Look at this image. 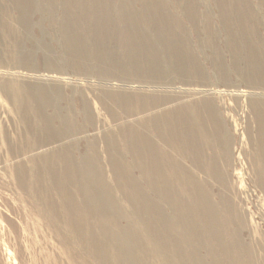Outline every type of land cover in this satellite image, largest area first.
<instances>
[{"label": "rangeland", "instance_id": "1", "mask_svg": "<svg viewBox=\"0 0 264 264\" xmlns=\"http://www.w3.org/2000/svg\"><path fill=\"white\" fill-rule=\"evenodd\" d=\"M262 87L264 0H0V264H264Z\"/></svg>", "mask_w": 264, "mask_h": 264}, {"label": "bare ground", "instance_id": "2", "mask_svg": "<svg viewBox=\"0 0 264 264\" xmlns=\"http://www.w3.org/2000/svg\"><path fill=\"white\" fill-rule=\"evenodd\" d=\"M13 3L15 4V6L16 7H18V8H20V6H19V4H18V2H14L13 1ZM123 9V8H122ZM121 9V10H122ZM97 21H98V19H97ZM64 30H65V32H66V28H64ZM12 48H13V46L11 45L10 47H6L5 49H2V52H6V53H9L8 55H10V56H12L13 54H16V52H14L15 50H13L12 51ZM18 52H19V55H25V53L23 52V50H18ZM12 53V54H11ZM3 55V54H2ZM1 55V56H2ZM48 62H50V61H48ZM17 64H20V65H22L23 64V62L21 61V63H19V61L17 62ZM12 65V64H11ZM9 84H10V82H9ZM18 84V83H17ZM7 85V84H6ZM5 85V86H6ZM18 85H21V84H18ZM18 85H16V86H12L11 85V87H12V89L14 88V90L16 91V93L14 94V95H12V99H16V98H20V96L23 94V90L25 89H23L22 90V88H20L21 86H19L18 87ZM23 87V86H22ZM24 87H26L25 85H24ZM258 88V87H257ZM264 87H262V89H263ZM9 90V89H8ZM8 90H6L7 91V93H9L8 92ZM5 91V90H4ZM14 91V92H15ZM256 91V90H255ZM259 91V90H258ZM31 98H33V96H31ZM52 103V102H51ZM196 107H197V105H195ZM17 109H19V107L17 106L16 107ZM202 112V111H201ZM182 113H184V112H182ZM169 116H172V114H169ZM46 145H50V144H46ZM162 177H165L164 176V174H162ZM197 210H198V208H196ZM206 212V211H205ZM199 213V212H198ZM202 213V212H201ZM203 220V219H202ZM206 227L207 228H210V229H214V230H217V229H220L219 227H218V223L220 222V220H218L217 219V221H214L213 219H210L209 217H206ZM166 249H168L169 251H171V255H172V257H179V256H182L183 257V253H182V251L177 247V246H168V247H165ZM182 249V248H181ZM212 249H213V251L212 250H209L210 251V254L211 255H213L215 258H216V260L215 261H219V256H218V253H216L215 251H214V248L212 247ZM159 254H161L162 255V257L163 256H165L162 252H159Z\"/></svg>", "mask_w": 264, "mask_h": 264}]
</instances>
